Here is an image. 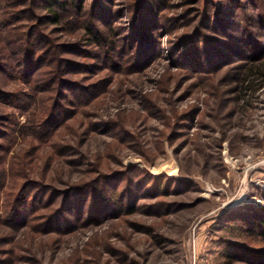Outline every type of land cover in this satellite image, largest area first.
<instances>
[{
	"label": "rangeland",
	"instance_id": "374dc122",
	"mask_svg": "<svg viewBox=\"0 0 264 264\" xmlns=\"http://www.w3.org/2000/svg\"><path fill=\"white\" fill-rule=\"evenodd\" d=\"M50 2L0 0V264H264V0Z\"/></svg>",
	"mask_w": 264,
	"mask_h": 264
},
{
	"label": "trees",
	"instance_id": "16d2710c",
	"mask_svg": "<svg viewBox=\"0 0 264 264\" xmlns=\"http://www.w3.org/2000/svg\"><path fill=\"white\" fill-rule=\"evenodd\" d=\"M52 1L53 2L48 3V11L50 13L51 12L53 13L52 14L53 15V17H52L53 22L57 23V22H59V10L63 9L64 5L59 4V2H58L59 0H52ZM77 9H78V11H81L82 7L81 6H79V7L77 6ZM86 30L88 31V33L94 34V30H93V28L91 26L90 27L87 26ZM31 49H32V51H31ZM43 53L39 54L37 48H33V47L30 48V49L26 48L25 49V54L23 55V58L26 59L25 62L28 65V67H30L34 63H36V62L41 60ZM0 56H1V54H0ZM258 70H259L260 74L264 75V73H262L260 71V69H258ZM35 71H36V69H34L33 72H35ZM8 97L9 96H8L7 93H2L0 91V100H3L4 98H8ZM53 116L54 115H51V117H53ZM0 175H1L0 179H2L1 182H4L5 177L1 173H0ZM12 176H10L11 179L13 178ZM21 178H22L21 182L24 183L25 181L28 180V175L24 174V175H22ZM16 185H17L18 189H17V191L15 192V194L12 197V201H10L11 206H10V209L9 210L7 209V211L5 212V217H22V216H26L27 211L29 210L28 209V205H30V203H28V198L30 197L29 196L30 193L27 192V189H26L27 187L24 186V184H22V183H20L19 185H18V183H16Z\"/></svg>",
	"mask_w": 264,
	"mask_h": 264
}]
</instances>
